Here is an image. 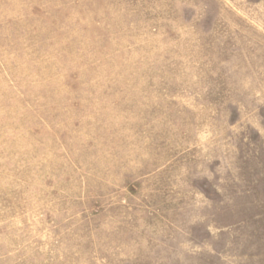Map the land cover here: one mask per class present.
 Masks as SVG:
<instances>
[{
	"label": "rangeland",
	"instance_id": "rangeland-1",
	"mask_svg": "<svg viewBox=\"0 0 264 264\" xmlns=\"http://www.w3.org/2000/svg\"><path fill=\"white\" fill-rule=\"evenodd\" d=\"M0 264H264V0H0Z\"/></svg>",
	"mask_w": 264,
	"mask_h": 264
}]
</instances>
